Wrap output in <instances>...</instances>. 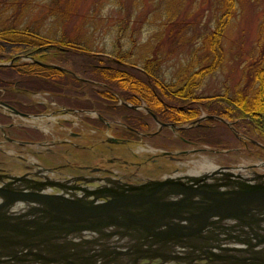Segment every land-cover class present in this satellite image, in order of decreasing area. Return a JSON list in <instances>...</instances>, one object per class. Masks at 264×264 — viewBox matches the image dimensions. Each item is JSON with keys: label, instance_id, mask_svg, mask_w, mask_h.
<instances>
[{"label": "rangeland", "instance_id": "1", "mask_svg": "<svg viewBox=\"0 0 264 264\" xmlns=\"http://www.w3.org/2000/svg\"><path fill=\"white\" fill-rule=\"evenodd\" d=\"M9 1L0 0V24H6L8 17H12L14 4ZM35 2L37 6L28 5L16 20L36 22L47 34H61V27L56 28L47 14L48 5L42 0ZM86 7L88 10L84 13ZM221 10L222 0H85L79 16L84 13L93 21L82 27L79 23L77 29L72 28L71 21L65 29L67 34L83 39V44L91 50L112 53L117 46L124 50L130 48L128 62L135 67H140L145 57L156 55L162 78L180 88L192 79V70L208 61L203 41ZM117 33L118 43L115 42ZM263 41L264 0H234L233 13L219 39L221 61L202 77L193 92L197 95L232 96L238 91L251 94L257 84L254 70L258 64L254 62L262 51ZM0 44L4 52L0 54L2 62L17 54L19 57L11 64L34 59L33 53L26 52L21 45L7 41ZM38 60L56 63V59ZM12 76L16 74L12 72L9 77ZM16 86L8 92L0 86V100L13 103L9 104L23 112H13L0 104L2 173L28 172L33 176L34 169L46 167L51 169L50 178L94 185L104 178L140 182L147 177L207 172L221 165H229L228 170L240 174L241 178L264 172V145L257 140L256 129H250L240 119L238 128L224 118L226 122L220 119L210 122L211 127L204 131L207 140L200 145L171 143L168 139L174 140L175 125L172 123L168 130L159 132L162 126L158 127L155 121L150 133L158 132L157 139L145 133L128 143H114L104 139L111 131L101 125H90L89 118L95 110H78L62 101L64 96L57 97L47 90L29 92L22 85ZM138 107L142 109V105ZM203 114L208 113H200ZM109 119L119 122L117 118ZM245 131H250L251 136Z\"/></svg>", "mask_w": 264, "mask_h": 264}, {"label": "water", "instance_id": "2", "mask_svg": "<svg viewBox=\"0 0 264 264\" xmlns=\"http://www.w3.org/2000/svg\"><path fill=\"white\" fill-rule=\"evenodd\" d=\"M0 104L23 113L3 100ZM151 115L158 127L172 126ZM204 117L226 122L213 114L200 115L197 121ZM107 139L115 141L113 137ZM229 167L146 178L137 183L116 178L113 186L98 184L91 188L0 173V264H96L97 259L114 261L143 255L165 258L172 244L200 252L203 245L207 254L226 260L232 253L225 250L242 249L255 258L248 262L236 258L238 261L264 264V258H260L264 257L263 234L253 232L256 240L251 242L230 231L233 225L264 220V183L241 178ZM48 186L58 191H45ZM227 217L236 222L222 224ZM220 240L248 244L235 248ZM257 243L259 246H255ZM212 247L223 252H213Z\"/></svg>", "mask_w": 264, "mask_h": 264}, {"label": "trees", "instance_id": "3", "mask_svg": "<svg viewBox=\"0 0 264 264\" xmlns=\"http://www.w3.org/2000/svg\"><path fill=\"white\" fill-rule=\"evenodd\" d=\"M42 1L48 5L47 14L51 22L55 23L56 28L61 27L62 33L47 34L41 31L36 22L16 20L28 5L35 7L37 2L11 0L9 2L14 4V10L12 17H8L9 21L0 24V43L7 41L21 45L20 48L33 53L35 58L56 59L55 64L58 66L41 65L35 60L26 59L0 65V74H5L0 76V86L5 92L19 84L29 92L47 90L57 97L62 95L64 99L61 100L71 107L95 110V115L89 118L95 126H104L99 116L117 118L119 122L113 123L112 132L118 135L137 138L148 133L149 137L157 139L158 132L150 133L155 123L151 116L153 113L159 121L175 125L176 136L174 140L171 138L168 141L200 145L207 140L204 131L211 127L209 123L219 122L214 118L197 121L200 113L205 112L232 121L235 128H238V119L244 121L250 129H256L257 140L264 144V41L262 51L254 62L258 64L254 70L257 84L251 94L238 91L232 96L224 93L197 95L193 92L202 77L221 61L219 39L233 13L234 0H222V10L203 41L206 50L204 56L208 57V61L192 70V79L180 88L162 78L158 70V58L154 54L145 57L140 67H135L128 62L130 48L124 50L117 46L112 53H102L88 48L83 44V39L67 34L65 26L71 21L75 29L79 28V23L82 27L93 21L84 14L88 7L79 16L78 12L85 6V0ZM77 17H80L78 22ZM118 37L117 33L116 43ZM129 37L131 42L134 41L130 33ZM1 48L0 44L2 55L4 52ZM12 72L16 76L9 77ZM138 105H142V109ZM191 122L193 124L190 126H181ZM168 127L162 126L158 131L168 130ZM245 132L251 136L250 131ZM157 144L160 145V140H157Z\"/></svg>", "mask_w": 264, "mask_h": 264}, {"label": "bare ground", "instance_id": "4", "mask_svg": "<svg viewBox=\"0 0 264 264\" xmlns=\"http://www.w3.org/2000/svg\"><path fill=\"white\" fill-rule=\"evenodd\" d=\"M12 57H14V58H18L19 57V54H17V55H14V56H12ZM34 59L33 60H35L38 64H41V65H44L45 63L44 62H42V61H40V60H38V59H40V57L39 56H37V58H35L34 56H32ZM26 60H28L27 58H26ZM12 61V60H11ZM48 65H50V66H54V67H57L58 65L57 64H52V63H47ZM187 126H190V124L189 125H187ZM186 127V126H185ZM245 145V144H244ZM248 145V144H247ZM264 145V144H263ZM245 147V146H244ZM247 148H248V146H247ZM252 148V147H251ZM209 166H210V168H214V165H212L211 163L209 164ZM207 172H209V171H207ZM198 173H200V172H198ZM197 174V173H196ZM170 175V174H169ZM249 178V180H251V179H253V177H248ZM246 181V180H245ZM254 183V182H253ZM17 208V207H16ZM15 208V209H16ZM233 222H236V220L234 219H231L230 217H227V218H224V220H222L221 221V223L222 224H224V225H231ZM256 224H258V226H256ZM233 227H234V229L233 230H231L230 229V231L231 232H233V233H237V236L241 239V238H244L245 236L247 237V239L251 236V238L249 239L251 242H254L256 239L254 238V236L253 235H251V234H253V232H255V233H257V234H263L264 235V220H260V221H257V222H251L250 223V225H243V224H240L239 225V227L238 226H235V225H233ZM113 236H115V235H113ZM112 238V237H111ZM246 239V240H247ZM116 242V241H115ZM240 242V241H239ZM239 242H235V243H230V244H228V246H231V247H235V248H237V247H243L241 244H238ZM241 243H244V244H248L247 242H245V241H243V242H241ZM255 246H259V243H257ZM213 252H217V253H222L223 251H222V249H218V248H214L213 249ZM225 252L226 253H232L233 255H235L236 256V254H240V255H244V256H247V252L246 251H244V250H234V249H229V250H225ZM216 255V254H215ZM217 257H219V256H221L220 254H217L216 255ZM32 264H41V263H36V262H34V263H32ZM49 264H55V263H53V262H51V263H49Z\"/></svg>", "mask_w": 264, "mask_h": 264}, {"label": "flooded vegetation", "instance_id": "5", "mask_svg": "<svg viewBox=\"0 0 264 264\" xmlns=\"http://www.w3.org/2000/svg\"><path fill=\"white\" fill-rule=\"evenodd\" d=\"M262 174L261 175H258V174H254L253 176V179H251L250 181L251 182H260V183H264V172H261ZM98 258V257H97ZM185 258V257H184ZM186 262H194L193 264H209V260H205V259H201V260H190L189 258H185L181 261H170V262H167L165 264H184ZM96 264H107L106 263V260L103 261V260H100V259H97L95 261ZM3 264V263H2Z\"/></svg>", "mask_w": 264, "mask_h": 264}]
</instances>
